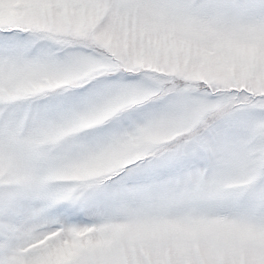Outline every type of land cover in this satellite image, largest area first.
Returning <instances> with one entry per match:
<instances>
[{
	"label": "snow or ice",
	"instance_id": "6c2138e0",
	"mask_svg": "<svg viewBox=\"0 0 264 264\" xmlns=\"http://www.w3.org/2000/svg\"><path fill=\"white\" fill-rule=\"evenodd\" d=\"M0 264H264V0H0Z\"/></svg>",
	"mask_w": 264,
	"mask_h": 264
}]
</instances>
